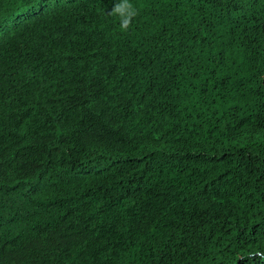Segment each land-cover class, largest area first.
<instances>
[{
  "label": "trees",
  "instance_id": "trees-1",
  "mask_svg": "<svg viewBox=\"0 0 264 264\" xmlns=\"http://www.w3.org/2000/svg\"><path fill=\"white\" fill-rule=\"evenodd\" d=\"M115 2L0 0V264H247L264 0Z\"/></svg>",
  "mask_w": 264,
  "mask_h": 264
},
{
  "label": "clouds",
  "instance_id": "clouds-1",
  "mask_svg": "<svg viewBox=\"0 0 264 264\" xmlns=\"http://www.w3.org/2000/svg\"><path fill=\"white\" fill-rule=\"evenodd\" d=\"M110 15L118 18L120 31L127 33L132 26L133 20L138 16V8L131 0H116ZM241 261H247V264H264V251L253 250L239 257Z\"/></svg>",
  "mask_w": 264,
  "mask_h": 264
}]
</instances>
